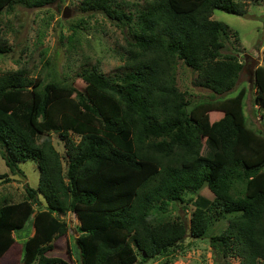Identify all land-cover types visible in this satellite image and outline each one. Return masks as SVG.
<instances>
[{"label": "trees", "instance_id": "trees-1", "mask_svg": "<svg viewBox=\"0 0 264 264\" xmlns=\"http://www.w3.org/2000/svg\"><path fill=\"white\" fill-rule=\"evenodd\" d=\"M58 1L0 0V15ZM81 6L128 22L125 65L114 76L97 66L80 69L86 87L79 100L54 73L0 75V157L10 174L26 161L39 172L38 187L25 185L22 201L0 205V260L30 223L22 264H66L48 253L67 234L63 216L71 214L79 264H140L182 250L188 237L208 238L239 264H264V136L246 124L247 90L229 97L243 65L225 54L229 27L211 19L215 10L242 16L238 3L151 0L134 20L117 0ZM1 43L0 56L10 52ZM178 62L197 74L209 101L193 105L179 90ZM253 87L254 105L264 111V66L254 69ZM211 113L222 117L210 122ZM8 182L0 175V184ZM204 187L212 199L199 194ZM188 202L189 225L170 210Z\"/></svg>", "mask_w": 264, "mask_h": 264}, {"label": "rangeland", "instance_id": "rangeland-1", "mask_svg": "<svg viewBox=\"0 0 264 264\" xmlns=\"http://www.w3.org/2000/svg\"><path fill=\"white\" fill-rule=\"evenodd\" d=\"M151 0H117L118 9L134 20L143 6ZM82 0H59L40 9L16 7L0 15V42L8 49L0 56V75L26 69L31 77L54 73L58 81L74 89L76 100L85 97L86 84L77 76L80 69L97 66L105 75H120L125 65L124 54L131 38L127 21H111L106 16L85 11ZM242 16L215 10L211 19L229 27V38L224 42L225 54H234L243 65L237 87L229 97L241 87L247 90L243 101L246 124L264 136V111L254 105L253 71L264 66V0H235ZM66 14L68 18H63ZM176 82L179 90L186 93L191 104L209 101L212 94L197 85V74L181 62L176 66ZM221 113H211L210 122L219 120ZM73 141L78 138L70 135ZM52 144L64 157L63 143L58 135H51ZM10 174L0 157V175L5 174L8 183L0 184V205L14 204L25 197L24 187H38L39 172L36 164L26 161L17 165ZM200 195L212 199L203 188ZM189 196V195H188ZM186 198H189V197ZM172 217H179L187 225L192 211L191 204L170 208ZM63 220L68 225L65 236L54 239L53 249L48 257H54L66 264H79L75 247L77 219L65 214ZM227 221L215 223L214 234L226 228ZM33 235L30 223L14 236V245L1 258L0 264H22V245ZM182 250L166 257H158L140 264H239L232 257H224L210 246L206 240L186 238Z\"/></svg>", "mask_w": 264, "mask_h": 264}, {"label": "water", "instance_id": "water-1", "mask_svg": "<svg viewBox=\"0 0 264 264\" xmlns=\"http://www.w3.org/2000/svg\"><path fill=\"white\" fill-rule=\"evenodd\" d=\"M63 18H65V19H66V18H68V16H67L66 14H64V15H63Z\"/></svg>", "mask_w": 264, "mask_h": 264}]
</instances>
